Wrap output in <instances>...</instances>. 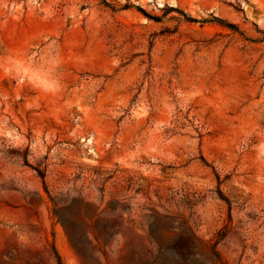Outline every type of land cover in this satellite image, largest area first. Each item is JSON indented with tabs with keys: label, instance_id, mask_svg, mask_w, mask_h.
Listing matches in <instances>:
<instances>
[{
	"label": "rangeland",
	"instance_id": "374dc122",
	"mask_svg": "<svg viewBox=\"0 0 264 264\" xmlns=\"http://www.w3.org/2000/svg\"><path fill=\"white\" fill-rule=\"evenodd\" d=\"M105 1L0 0V264H264V0Z\"/></svg>",
	"mask_w": 264,
	"mask_h": 264
},
{
	"label": "trees",
	"instance_id": "16d2710c",
	"mask_svg": "<svg viewBox=\"0 0 264 264\" xmlns=\"http://www.w3.org/2000/svg\"><path fill=\"white\" fill-rule=\"evenodd\" d=\"M101 2L105 5V6H109V4L105 1V0H101ZM123 8H127V5H125ZM40 174V173H39ZM40 176H41V178H43V175H41L40 174ZM225 201H226V199H225Z\"/></svg>",
	"mask_w": 264,
	"mask_h": 264
}]
</instances>
